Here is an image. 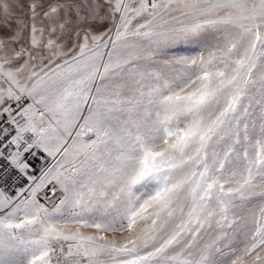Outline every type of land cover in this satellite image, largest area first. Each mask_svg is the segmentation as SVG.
Masks as SVG:
<instances>
[{
  "label": "snow or ice",
  "instance_id": "6c2138e0",
  "mask_svg": "<svg viewBox=\"0 0 264 264\" xmlns=\"http://www.w3.org/2000/svg\"><path fill=\"white\" fill-rule=\"evenodd\" d=\"M0 264H264V0H0Z\"/></svg>",
  "mask_w": 264,
  "mask_h": 264
}]
</instances>
